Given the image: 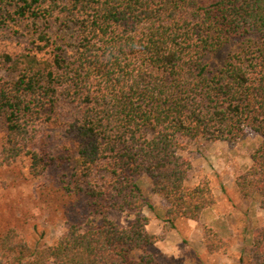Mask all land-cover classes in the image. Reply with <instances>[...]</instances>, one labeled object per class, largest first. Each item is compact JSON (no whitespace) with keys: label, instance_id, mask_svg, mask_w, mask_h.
Here are the masks:
<instances>
[{"label":"trees","instance_id":"1","mask_svg":"<svg viewBox=\"0 0 264 264\" xmlns=\"http://www.w3.org/2000/svg\"><path fill=\"white\" fill-rule=\"evenodd\" d=\"M53 23L64 32L53 36ZM0 33L25 38L20 52L0 51L12 73L0 78V164L27 156L36 177L55 158L73 161L66 189L83 193L89 211L50 245L4 229L0 264H154L142 213L152 204L137 177L167 203L169 228L198 220L211 189L188 183L182 154L198 137L259 136L235 183L264 211V0H0ZM49 123L63 131L60 158L42 134ZM110 210L130 220L121 225ZM209 231L215 252L225 240ZM239 261L264 264V225Z\"/></svg>","mask_w":264,"mask_h":264},{"label":"rangeland","instance_id":"2","mask_svg":"<svg viewBox=\"0 0 264 264\" xmlns=\"http://www.w3.org/2000/svg\"><path fill=\"white\" fill-rule=\"evenodd\" d=\"M50 31L55 36L64 29L53 23ZM24 41L25 38L17 42L10 35L0 33V51L20 52ZM223 57L224 50L213 56L211 63H220ZM10 75L6 66L0 67V78ZM42 131L51 154L59 157L62 129L49 123ZM1 137L0 130V161ZM259 142V136L252 130H246L234 141L198 137L188 142L182 151L191 164L188 183L207 182L212 204L198 220L178 217L174 228L168 227L165 200L152 191L144 172L137 177L144 196L152 204V208L144 206L142 213L149 217L145 231L156 237V241L145 248L154 258V264H241L240 258L246 260L253 231L264 225V211L258 198L241 196L235 179L250 165V154ZM74 165L73 161L55 158L41 175L34 177L29 173L27 156H20L10 164H0V233L14 227L18 237L28 244L50 245L66 233L70 225L81 226L86 222L89 211L85 196L68 193L66 189ZM106 215L121 225L130 220L128 214L120 210H110ZM207 228L225 240L224 246L215 252L205 247Z\"/></svg>","mask_w":264,"mask_h":264}]
</instances>
